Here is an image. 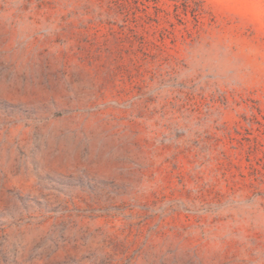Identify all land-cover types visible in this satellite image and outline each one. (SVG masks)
Segmentation results:
<instances>
[{
    "label": "rangeland",
    "instance_id": "obj_1",
    "mask_svg": "<svg viewBox=\"0 0 264 264\" xmlns=\"http://www.w3.org/2000/svg\"><path fill=\"white\" fill-rule=\"evenodd\" d=\"M0 264H264V0H0Z\"/></svg>",
    "mask_w": 264,
    "mask_h": 264
}]
</instances>
